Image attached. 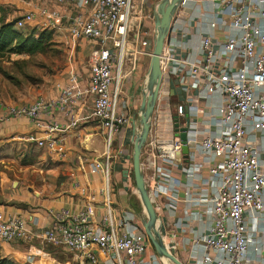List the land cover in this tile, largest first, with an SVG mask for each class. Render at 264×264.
Here are the masks:
<instances>
[{
	"label": "built area",
	"instance_id": "obj_1",
	"mask_svg": "<svg viewBox=\"0 0 264 264\" xmlns=\"http://www.w3.org/2000/svg\"><path fill=\"white\" fill-rule=\"evenodd\" d=\"M41 1L72 8L74 15L68 30L73 39L90 40L99 46L91 60L88 87L81 89L79 76L72 74L69 85L61 88L56 100L41 96L27 108H12L6 115H0V123L27 117L37 132L45 127L46 133L59 132L61 128L56 121L46 126L45 115L59 111L71 118L85 96L93 97V116L104 133L106 150L90 166L92 174H101L104 178L101 190L105 197L104 211L97 223L89 206L76 213L63 209L54 214L50 227L40 233L29 230L19 216L0 214V251L13 243L38 241L40 245L70 252L79 264H144L151 243L134 213L127 210L121 214L113 206L112 167L116 135L131 122L127 113H120L121 83L125 78L124 71L121 80L117 78L120 50L128 43L130 29L136 24L134 52L140 57H151L153 31L145 29L142 20H136L138 12L142 14L137 12L139 0ZM193 2L185 0L180 11L183 8L193 11ZM179 13L162 55L163 72L170 70L178 74L170 66L175 63L179 71L188 70L195 82L193 88L204 85L207 95L221 98L209 124L220 134L199 141L188 138L186 143L179 136L161 141L151 126L142 153L147 189L158 216L164 206L175 210L179 204V182L174 177V169L178 168L183 147H195L210 155L213 166L205 185L214 182L215 190L213 193L204 190L194 202L196 206L209 205V214L214 220L209 235L199 241L205 252L203 260L208 264H248L251 240L247 235V216L256 219L264 212V169L260 152L247 140L248 126L257 133L264 132V0L206 1L201 14L205 22H196L192 15L182 17ZM40 14L49 16V20L59 18L58 12L48 6L41 8ZM34 20L35 14L27 13L18 19L17 28L24 29ZM194 23L203 30L228 28L229 33L222 42L212 34L201 37L195 60L190 56L178 57L181 45L176 43V35L185 33ZM182 79V90L186 92L189 89L185 76ZM175 114L172 132L176 120L179 124L176 128H180L179 119L185 118L186 106L177 105ZM30 141L59 157L66 156L59 138L38 140L31 135ZM199 171L195 168L187 172L193 175ZM94 200L92 196L91 202ZM255 251L259 256L256 264H264L259 249Z\"/></svg>",
	"mask_w": 264,
	"mask_h": 264
},
{
	"label": "crops",
	"instance_id": "obj_2",
	"mask_svg": "<svg viewBox=\"0 0 264 264\" xmlns=\"http://www.w3.org/2000/svg\"><path fill=\"white\" fill-rule=\"evenodd\" d=\"M160 1L139 0L137 2V12L142 11V14L138 12L136 20H142L145 29L153 31L154 11ZM206 1L210 0H194V10L183 8L179 15L182 17L192 15L196 22H205L201 14ZM0 6L7 8L9 20L19 19V15L24 16L33 12L35 20L32 25L39 30L53 31L55 41H58L57 37L60 41L61 35L65 36V33L69 32L70 18L74 15V10L70 7L47 5L41 0H0ZM44 6L58 12L59 18L49 20V16L41 15L40 9ZM195 24L188 28L185 33L176 35L178 38L176 43L181 45L177 50L178 57L190 56L192 60H195L198 58L201 37L212 34L218 41L222 42L229 33L228 28L203 30ZM136 32L137 30L134 34ZM66 36L68 37V35ZM67 39L75 45L80 42V40H74L70 36ZM132 48L134 50L135 46ZM84 55V50L78 53L80 58ZM131 57L132 69L128 67L124 69L122 62V76L123 71H125V78L121 83L120 104V113H127L131 122L116 135L112 167L114 180L112 202L115 201L113 206L118 213L122 214L128 210L138 217L143 211H137L136 202H131L133 198L130 190L131 178L130 174L126 175L125 171H130L128 166L133 151L135 124L143 99L142 91L149 72L151 57H140L134 51H132ZM90 66L91 61L88 69L83 67L87 71V75L83 76L85 81L78 82L81 89L88 87ZM170 66L172 71L176 70L178 74L174 75L170 70L164 74L161 96L152 120L153 132L161 141H171L176 136L181 138L184 134L181 132L183 129H189L185 133L189 140L196 139L199 141L220 134V132H215L217 129L215 126L209 124L217 104L221 102V98L215 95H207L204 85L193 88L195 82L189 76L188 70L179 71L178 65L175 63L170 64ZM118 68L119 65L117 66V73ZM122 76L118 74L119 81ZM183 76H185V85L189 89L186 92L182 90L183 86L181 85ZM68 85L69 81L60 83V85L56 84L43 97L48 100H56L60 95L61 88ZM92 101L93 97L85 96L75 107L71 118L59 111L45 115L46 126L56 121L61 128L59 132L46 133L44 132L47 130L46 127L37 132L27 118L9 121L12 122L11 130L14 132H0V214L23 218L29 230L36 233L48 229L54 221V214L63 209L76 213L89 206L94 210V221L97 223L100 221L104 211L105 197L101 194L104 178L101 174H92L90 165L102 157L104 152H99L98 145L100 143L105 144V136L101 126L93 124L95 118ZM179 104L186 106L187 114L185 118L179 119L180 128L177 129L175 126L172 132V121L176 118L175 109ZM0 111H4V109L0 108ZM99 129L101 132H98ZM29 130L30 132H25ZM247 134L248 142L260 152V161L264 169V132L257 133L252 126H248ZM31 135L36 136L38 140L48 137L59 138L65 148L66 156L59 157L40 149L36 142L30 141ZM18 142L22 143L25 152L28 146H35L44 155H40L41 157L39 156L37 161L33 159L34 163L29 162L27 165L19 163V158L15 153L8 159L10 161H7L5 158L11 151L17 150ZM4 154L5 158L3 157ZM212 166L213 158L198 148L190 147L186 155L182 153L178 168L174 169V177L179 182V204L175 210L164 206L158 216L161 234L166 246L183 264H208L203 260L205 252L199 241L209 235L214 220L213 216L209 214V205L196 206L194 202L204 190L209 193L214 192L216 183L213 182L209 186L205 185L210 180L209 170ZM195 168L200 170L199 173L191 175L187 172L188 170L191 172ZM17 174L20 175L17 180H10L12 176H17ZM92 196L95 198L93 203L91 202ZM137 199L140 201L139 198ZM247 221V235L251 240L249 252L251 261L248 264H256L259 256L255 249H259L261 257L264 259V212L256 219L247 216ZM16 246V243L4 246L0 251V257L8 258L12 248ZM144 264L164 263L151 246L144 257Z\"/></svg>",
	"mask_w": 264,
	"mask_h": 264
},
{
	"label": "rangeland",
	"instance_id": "obj_3",
	"mask_svg": "<svg viewBox=\"0 0 264 264\" xmlns=\"http://www.w3.org/2000/svg\"><path fill=\"white\" fill-rule=\"evenodd\" d=\"M21 17V15L18 16V18ZM22 30L25 33L33 32L34 30L41 32V30L34 25H29ZM135 30L136 24L130 29L127 47L125 45L127 48V56L125 61H123L124 69L127 67L132 69L133 67L130 64V59L132 58V51H134L132 47L136 45L134 36ZM66 35L72 37L69 32H66L65 36ZM61 36L62 39H60V41L58 37V41H55L53 36V42H55L56 45L46 54H35L32 56L7 55L0 57V108L4 109V111H0V115H6L12 108L22 109L29 107L39 97L47 95L56 84L60 85V83L69 81L72 74H77L79 76V81H85L83 76L87 75V71L84 70L83 67L85 69L87 67L89 68V62L97 55L99 46L94 45L95 42L90 40H80V42L75 45L73 42L68 41L67 36V38L64 35ZM83 50L85 51V55L80 58L78 53ZM121 56L122 48L118 69L119 76H122L123 70ZM23 118L27 117H20L18 120ZM93 124L97 126L99 122L95 120ZM11 126L12 122L0 123V132H14L11 130ZM25 132H30V130ZM98 132H101V130L99 129ZM18 144L19 145L16 146L17 150L8 153L6 158L5 154L3 155L7 161H10L8 159L14 156L15 153L19 158V163L27 165L29 162L32 163L33 159L37 161L40 155H44L43 152L38 150L35 146H28V152H25L22 143L20 144V142H18ZM98 147L100 153L105 152V144L100 143ZM128 167L131 178L130 190L133 195L131 202H136L137 211H143L141 201L137 199L139 196L136 192L132 158ZM17 177H20V175L17 174V176H12L10 180H17ZM112 187L114 189L113 177ZM113 202V205H115V201ZM16 244L17 246L12 248V252L9 253L11 255L7 258L14 264H79L78 258L70 252L48 245H40L38 241H34L32 244H25L22 242Z\"/></svg>",
	"mask_w": 264,
	"mask_h": 264
},
{
	"label": "water",
	"instance_id": "obj_4",
	"mask_svg": "<svg viewBox=\"0 0 264 264\" xmlns=\"http://www.w3.org/2000/svg\"><path fill=\"white\" fill-rule=\"evenodd\" d=\"M185 0H161L154 11V38L148 75L143 87V99L138 112L133 136V174L136 192L143 207V213L138 216L145 233L154 248L159 259L164 264H183L166 246L161 234L160 218L158 217L151 197L149 195L144 172L142 169V153L147 143L152 120L154 118L157 103L161 95L164 72L162 69V55L171 34L172 23L179 13ZM176 120V127L178 126ZM181 137L186 143L187 129H183ZM189 148L183 147L182 153L187 154ZM126 175L130 171H125ZM16 185V184H15Z\"/></svg>",
	"mask_w": 264,
	"mask_h": 264
},
{
	"label": "trees",
	"instance_id": "obj_5",
	"mask_svg": "<svg viewBox=\"0 0 264 264\" xmlns=\"http://www.w3.org/2000/svg\"><path fill=\"white\" fill-rule=\"evenodd\" d=\"M18 19L9 20L7 8L0 6V57L12 55L46 54L56 45L53 31L41 30L25 33L17 28ZM152 246V245H151ZM0 264H14L0 257Z\"/></svg>",
	"mask_w": 264,
	"mask_h": 264
},
{
	"label": "bare ground",
	"instance_id": "obj_6",
	"mask_svg": "<svg viewBox=\"0 0 264 264\" xmlns=\"http://www.w3.org/2000/svg\"><path fill=\"white\" fill-rule=\"evenodd\" d=\"M120 52H121V50H120ZM125 57H126V47L122 46L121 62H123L125 60ZM119 62H120V56H119ZM119 62H118V65H119ZM117 78H118V73H117Z\"/></svg>",
	"mask_w": 264,
	"mask_h": 264
}]
</instances>
